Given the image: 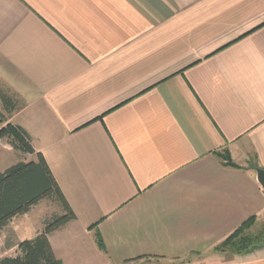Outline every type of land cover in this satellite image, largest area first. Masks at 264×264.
<instances>
[{"label":"crops","instance_id":"obj_1","mask_svg":"<svg viewBox=\"0 0 264 264\" xmlns=\"http://www.w3.org/2000/svg\"><path fill=\"white\" fill-rule=\"evenodd\" d=\"M2 94L76 215L49 235L63 264H264V243L217 250L264 230V0H0Z\"/></svg>","mask_w":264,"mask_h":264},{"label":"trees","instance_id":"obj_2","mask_svg":"<svg viewBox=\"0 0 264 264\" xmlns=\"http://www.w3.org/2000/svg\"><path fill=\"white\" fill-rule=\"evenodd\" d=\"M3 108L10 115L16 103L6 95H1ZM8 139L12 148L23 155H35L36 161L19 162L0 173V230L5 228L15 217L28 213L33 206L44 200H53L62 211L46 220L44 230L33 240L18 245L16 257H4L0 264H63L52 250L49 235L76 220V215L54 179L51 170L42 154H37L32 147L28 133L9 122L6 115L0 112V140ZM227 165L235 167L228 150L217 154ZM256 217L246 221L218 248V251L229 250L241 253L250 246L264 243V230L254 236L249 233L255 225ZM98 244L104 249V243L98 235Z\"/></svg>","mask_w":264,"mask_h":264},{"label":"rangeland","instance_id":"obj_3","mask_svg":"<svg viewBox=\"0 0 264 264\" xmlns=\"http://www.w3.org/2000/svg\"><path fill=\"white\" fill-rule=\"evenodd\" d=\"M2 107H3V104H2V99L0 96V109H1L0 111H2V113H3L4 110ZM28 159H29V156L23 155V154L15 151L12 148L8 139H1L0 140V173L4 172L9 167L16 164L15 162H17V160L21 161V160H28ZM41 207L43 208V210H45L46 213H48L49 215H52V216L57 215L61 211L59 209V206L56 204V202H54L53 200H49V199L44 200ZM0 239H1V237H0Z\"/></svg>","mask_w":264,"mask_h":264},{"label":"water","instance_id":"obj_4","mask_svg":"<svg viewBox=\"0 0 264 264\" xmlns=\"http://www.w3.org/2000/svg\"><path fill=\"white\" fill-rule=\"evenodd\" d=\"M256 178L261 188L264 189V169H257Z\"/></svg>","mask_w":264,"mask_h":264}]
</instances>
